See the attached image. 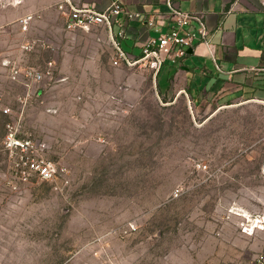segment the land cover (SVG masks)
Segmentation results:
<instances>
[{
	"label": "rangeland",
	"instance_id": "1",
	"mask_svg": "<svg viewBox=\"0 0 264 264\" xmlns=\"http://www.w3.org/2000/svg\"><path fill=\"white\" fill-rule=\"evenodd\" d=\"M12 7L0 0V264H264V231L243 236L232 213L264 214L263 110L206 121L215 104L169 102L161 73L113 65L109 31L92 43L51 8ZM7 124L68 182L14 177Z\"/></svg>",
	"mask_w": 264,
	"mask_h": 264
},
{
	"label": "crops",
	"instance_id": "2",
	"mask_svg": "<svg viewBox=\"0 0 264 264\" xmlns=\"http://www.w3.org/2000/svg\"><path fill=\"white\" fill-rule=\"evenodd\" d=\"M114 1L138 14L137 18L126 19L122 27L113 26V32L120 33V45L130 59L138 57L142 44L158 34L148 25L150 20L162 32L170 26L168 0H71L74 5L98 10ZM171 1L182 11L202 14L210 38L209 44L196 43L177 63L167 62L161 66L156 74L161 73L164 88L161 90L158 84L157 87L164 99L174 102L184 96L197 108L215 104L208 111L206 121L231 108L259 107L264 112V0ZM58 2L60 0H11L13 11L22 8L36 12L51 8L52 17L59 18L63 24L64 14L56 8ZM42 14L49 18L46 12ZM19 16L21 14L15 15L12 20ZM81 31L92 43L108 37V29L103 26ZM232 213L235 214L233 210ZM240 233L252 237V234Z\"/></svg>",
	"mask_w": 264,
	"mask_h": 264
},
{
	"label": "built area",
	"instance_id": "3",
	"mask_svg": "<svg viewBox=\"0 0 264 264\" xmlns=\"http://www.w3.org/2000/svg\"><path fill=\"white\" fill-rule=\"evenodd\" d=\"M170 26L165 31L159 30L154 21L150 20L148 25L152 26L158 32L156 36L149 37L141 46L140 55L130 59L120 45V33L113 32V26H121L124 21L138 17L137 13L129 12L119 4L112 2L107 8L98 10L92 6H77L71 0H60L57 8L64 14V26L68 31L83 30L89 31L93 27L103 26L109 31L112 40L114 54L112 64L118 65L125 63L127 65H143L151 69L155 74L165 63H177L185 57L188 50L196 43L209 44V32L206 28L204 17L200 13L185 12L180 10L171 1H167ZM32 14H28L20 19V27L25 31L31 20ZM29 46H25L27 49ZM49 65L52 63L49 62ZM24 86L30 92L29 80L39 81L41 73L32 68H28L22 73ZM21 72L17 67L10 70V78L13 81L20 79ZM26 93L24 100L29 97ZM3 147L10 156L11 172L14 177L22 181H29L32 177L41 181L54 183L56 180H62L67 183V172L64 166L51 160H47L39 155L38 151L43 150L44 144L36 143L30 138L19 137L18 130L14 125L7 124L6 133L3 139ZM242 217L239 223L240 231L251 235L256 231H264V214L251 216L234 212Z\"/></svg>",
	"mask_w": 264,
	"mask_h": 264
},
{
	"label": "water",
	"instance_id": "4",
	"mask_svg": "<svg viewBox=\"0 0 264 264\" xmlns=\"http://www.w3.org/2000/svg\"><path fill=\"white\" fill-rule=\"evenodd\" d=\"M188 51H190V49Z\"/></svg>",
	"mask_w": 264,
	"mask_h": 264
}]
</instances>
